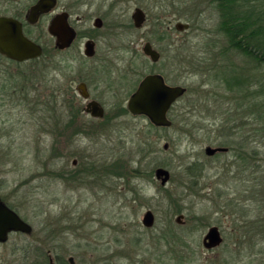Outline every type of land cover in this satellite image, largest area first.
Here are the masks:
<instances>
[{
  "label": "rangeland",
  "instance_id": "1",
  "mask_svg": "<svg viewBox=\"0 0 264 264\" xmlns=\"http://www.w3.org/2000/svg\"><path fill=\"white\" fill-rule=\"evenodd\" d=\"M135 4L121 1L116 43L123 57L114 64L123 83L138 81L151 66L144 42L162 49L160 69L170 84L186 88L168 113L171 127L106 111L94 121L95 132L60 139L56 126L66 120L69 79L81 75V63L63 56L75 52L24 64L0 58V197L31 226L30 234L11 232L0 242L1 263L48 264L46 251L61 247L58 253L75 264H264V133L254 136L255 161L235 149L205 152L228 138L218 128L224 110L240 101L214 77L224 62L214 57L215 44L223 43L218 10L209 0H148L136 29ZM177 22L188 27L178 30ZM129 66L136 76L126 74ZM135 86L121 88V96ZM244 98L239 110L247 113ZM246 123L239 133L258 128ZM158 167L169 172L165 185L155 177ZM147 210L149 227L142 223ZM246 217L259 227H247ZM211 226L222 242L207 249L202 240Z\"/></svg>",
  "mask_w": 264,
  "mask_h": 264
},
{
  "label": "flooded vegetation",
  "instance_id": "2",
  "mask_svg": "<svg viewBox=\"0 0 264 264\" xmlns=\"http://www.w3.org/2000/svg\"><path fill=\"white\" fill-rule=\"evenodd\" d=\"M121 1L0 0V19H8L5 22V27L11 28L9 27L10 25H14L12 28L18 27L27 39L41 48L39 56L22 61L12 59L1 52L0 58L7 59L13 63L24 64L34 62L43 57H51L54 60L58 53L73 50L74 54L65 55L63 58L69 62L81 63V75H76L71 80L69 79L67 86L66 120L57 124V133H55L60 139L70 140L74 137H84V135L95 132L96 129L93 126L97 125V123L94 121L105 119L107 117L105 115L106 111L113 112L110 117H116L120 114H131L128 110L129 98L135 92L142 79L148 74H158L166 84L173 85L168 82L166 75L160 69V61L163 57L162 49L158 50L149 41H145L144 44L150 43L151 47L159 55L156 60H152L144 53L143 44L142 52L149 59L151 65L148 71L138 81L137 79L133 80V77H126L123 83L119 79L121 67L114 63L121 61L123 57L120 54L121 46L116 43L119 38L118 31L123 28L119 20ZM134 1L136 4L131 14L132 26L140 29L146 20L144 9L148 5V0ZM137 10H140L144 15V20L139 27L135 26L133 19V13ZM59 17L66 20L72 31V39L64 48L59 47L57 36L49 31L50 25ZM125 69L128 71L126 74L136 76L135 68L130 70L129 66ZM126 86L135 87L129 91L128 96L123 98L121 96V88ZM81 91H84L86 95L81 94ZM56 95L52 93L51 98L55 102L57 100ZM95 106L103 111L101 116L92 115L91 110ZM75 163L76 160L73 161V164ZM63 230L65 229L62 228ZM30 232L28 233L30 234ZM55 249L56 252L46 251L48 264H75L72 256L65 259L58 253H62L60 251L61 247H56Z\"/></svg>",
  "mask_w": 264,
  "mask_h": 264
},
{
  "label": "trees",
  "instance_id": "3",
  "mask_svg": "<svg viewBox=\"0 0 264 264\" xmlns=\"http://www.w3.org/2000/svg\"><path fill=\"white\" fill-rule=\"evenodd\" d=\"M209 1L215 4L218 10L220 19L218 30L223 36V43L219 46L215 44L218 49L214 52V57H220L224 62L216 64L214 77L217 85L225 87L230 91L229 93H234L240 97V101L236 102V107L230 105L231 107L229 106L224 110L226 116L222 118L221 126L218 129L225 128V134L222 133V135L228 138L223 140L220 146L235 149V154L238 157L243 152L249 153L251 160L255 161L258 159L260 151L254 136L260 134L257 133L258 131L264 133V0ZM235 55L243 58L246 64H241L238 60L232 59ZM244 97L248 98L247 113L239 110L244 105L241 100L246 101ZM240 117L242 122L238 120ZM253 120L258 122L257 129L250 125L249 130L244 132L246 135L238 132L242 126L248 124L246 122ZM171 126L173 123L169 127ZM235 134L238 135L237 137L240 134L241 139L238 140L239 145H235L233 148V144L238 142L232 137ZM244 149L246 150L244 151ZM189 168H193V166L190 165ZM2 200L16 211L3 198ZM261 202H264L263 199ZM249 205L255 207L254 210L262 207V203L254 206L250 202ZM246 211L248 212L247 209ZM259 218L260 216L257 217V221ZM244 224L253 228H258L260 225L254 220L247 219V217ZM262 241L264 238L260 243Z\"/></svg>",
  "mask_w": 264,
  "mask_h": 264
},
{
  "label": "water",
  "instance_id": "4",
  "mask_svg": "<svg viewBox=\"0 0 264 264\" xmlns=\"http://www.w3.org/2000/svg\"><path fill=\"white\" fill-rule=\"evenodd\" d=\"M133 19L135 26L139 27L144 20V15L140 10H137L133 13ZM7 21L8 19H0V52L18 61L39 56L41 48L27 39L18 27L12 28L14 25H10L11 28H6L5 22ZM175 26L178 30H183L188 27V24L177 22ZM49 31L57 36L60 48L66 47L72 39V31L62 17L50 25ZM143 51L152 60L158 58L159 53L148 42L144 44ZM185 92V86L168 85L160 75L148 74L130 96L128 110L134 115H144L156 126H170L171 120L168 117L170 107ZM81 94L86 95L84 91H81ZM91 113L95 116H101L103 111L95 106ZM224 151H227V147L207 146L205 148L207 155ZM155 177L161 180L162 185H165L169 178V172L165 168L158 167L155 170ZM142 223L147 227L152 225L153 214L150 210H147L143 215ZM16 231L28 233L31 231V226L15 210L5 204L0 197V242L6 241L9 233ZM221 242L222 237L217 226H211L202 240L203 246L207 249L216 247ZM0 264L3 263L0 262Z\"/></svg>",
  "mask_w": 264,
  "mask_h": 264
},
{
  "label": "bare ground",
  "instance_id": "5",
  "mask_svg": "<svg viewBox=\"0 0 264 264\" xmlns=\"http://www.w3.org/2000/svg\"><path fill=\"white\" fill-rule=\"evenodd\" d=\"M224 152H227V151H224ZM217 153V152H216ZM210 156V155H209Z\"/></svg>",
  "mask_w": 264,
  "mask_h": 264
}]
</instances>
